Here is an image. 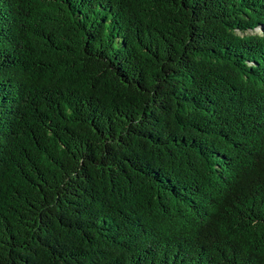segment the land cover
Instances as JSON below:
<instances>
[{
  "label": "trees",
  "instance_id": "16d2710c",
  "mask_svg": "<svg viewBox=\"0 0 264 264\" xmlns=\"http://www.w3.org/2000/svg\"><path fill=\"white\" fill-rule=\"evenodd\" d=\"M0 264H264V0H0Z\"/></svg>",
  "mask_w": 264,
  "mask_h": 264
}]
</instances>
